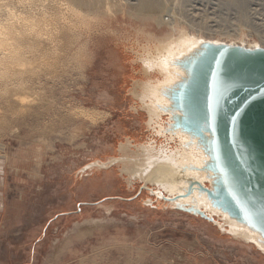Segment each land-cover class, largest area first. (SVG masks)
I'll return each instance as SVG.
<instances>
[{"label": "rangeland", "instance_id": "374dc122", "mask_svg": "<svg viewBox=\"0 0 264 264\" xmlns=\"http://www.w3.org/2000/svg\"><path fill=\"white\" fill-rule=\"evenodd\" d=\"M114 1L117 12L102 25L64 30L46 66H13L20 75L7 74L6 89L0 81V264H264L251 244L167 208L139 192L140 181L128 185L118 166L80 173L91 159L118 157L127 138L147 136L144 128L135 135L144 120L130 99L142 75L136 47L116 37L167 26L134 17L128 0ZM237 1L168 6L190 34L221 41L239 32L264 45V0Z\"/></svg>", "mask_w": 264, "mask_h": 264}, {"label": "water", "instance_id": "95a60500", "mask_svg": "<svg viewBox=\"0 0 264 264\" xmlns=\"http://www.w3.org/2000/svg\"><path fill=\"white\" fill-rule=\"evenodd\" d=\"M167 72L168 80L155 83L158 133L138 109L147 136L126 141L151 143L167 156L192 152L199 158L176 157L167 190L154 182L146 187L141 179L128 182L119 168L121 176L130 186L144 183L139 192L148 191L167 208L264 254V48L201 39L171 59ZM235 227L246 240L234 235Z\"/></svg>", "mask_w": 264, "mask_h": 264}, {"label": "bare ground", "instance_id": "6f19581e", "mask_svg": "<svg viewBox=\"0 0 264 264\" xmlns=\"http://www.w3.org/2000/svg\"><path fill=\"white\" fill-rule=\"evenodd\" d=\"M169 1L128 0L126 3L129 8L128 12L134 17L153 19L159 26L165 25L167 28L161 34L135 29L131 32V36L129 35L130 32H128L127 35L124 33L116 37L118 41L129 42L132 40L133 45L136 47V61L140 64L138 66H141L140 74L142 75H140L141 80L135 84L134 90L131 92L132 98L130 99L135 105L132 109L136 112L138 109L146 111L148 116L147 125L151 127L154 133H158L159 125L156 124L160 115L154 107V103L157 101L155 83L169 79L167 65L171 59L178 56V54L197 40H207L199 34H190L189 30L191 29L187 31V27L184 29L185 26L180 22V15L178 14V17H175V10L174 12L172 10L177 7L173 6L174 8H172L171 5V8H169ZM176 1L174 2L177 3ZM117 2L114 0H0V81L5 86L7 80L4 78L8 76L7 74H11V77L13 75H20L21 72H16L13 66L22 67L26 63L32 66L35 65V62L41 66H46L49 63V59L51 57L53 59L55 52L60 48L59 46L63 45L60 43L61 40L66 38H64L66 31L68 33L69 30H75V28L79 27L88 30L90 26L102 25L99 22L100 19H111L115 16ZM238 33L235 35L234 40L226 38L227 40L221 39V42L244 44L247 47L254 46V44L245 41L241 33ZM73 35L75 34L73 33ZM260 45L264 48L262 43ZM26 53L28 57L25 56L27 55ZM30 74H33L32 71ZM10 76L8 77L10 78ZM16 76L14 77L17 78ZM17 81L20 82L21 80ZM8 85H10V82ZM18 85L20 87L23 86L21 82ZM6 87L7 85L5 89ZM97 115L105 118L109 116V113L100 112ZM143 116L145 117L144 113H142ZM142 119L144 120V118ZM141 127L143 129V126ZM134 140L135 142L139 141L135 138ZM132 146L131 141L120 143L118 147L119 159L108 157L109 155L91 159L81 169L80 173L82 175L86 174L90 178L94 175L96 176L98 172L101 174L102 171L107 172L111 170L112 165H114L118 166L122 173L126 174L128 182L141 179L146 182H154L159 188L167 190L170 189V183L166 179V176L175 172L178 166L176 165L175 158L191 159L192 161L199 158L197 154L192 152H188V154L178 152L175 156H167L162 148L155 147L151 143ZM108 166L111 167L107 168ZM233 232L236 237L247 239V235L241 229L235 227Z\"/></svg>", "mask_w": 264, "mask_h": 264}, {"label": "flooded vegetation", "instance_id": "af4514ba", "mask_svg": "<svg viewBox=\"0 0 264 264\" xmlns=\"http://www.w3.org/2000/svg\"><path fill=\"white\" fill-rule=\"evenodd\" d=\"M132 102V101H131ZM140 119H142V115H140V116H138ZM143 129H142V127L140 126V130H138V132H137V134H135L137 137H139V132L140 131H142ZM132 137H133V135H132ZM135 139H137V138H135Z\"/></svg>", "mask_w": 264, "mask_h": 264}]
</instances>
